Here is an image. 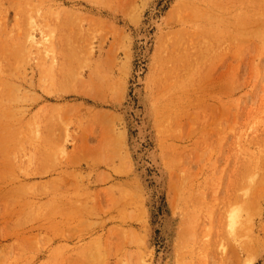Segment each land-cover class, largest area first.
<instances>
[{
    "label": "rangeland",
    "instance_id": "rangeland-1",
    "mask_svg": "<svg viewBox=\"0 0 264 264\" xmlns=\"http://www.w3.org/2000/svg\"><path fill=\"white\" fill-rule=\"evenodd\" d=\"M230 2L0 1V264H264V26Z\"/></svg>",
    "mask_w": 264,
    "mask_h": 264
},
{
    "label": "bare ground",
    "instance_id": "bare-ground-1",
    "mask_svg": "<svg viewBox=\"0 0 264 264\" xmlns=\"http://www.w3.org/2000/svg\"><path fill=\"white\" fill-rule=\"evenodd\" d=\"M1 1V0H0ZM231 18L227 23L232 24V21L235 20L240 25H238V30H235V33L241 38H244V34L250 31L251 33H257L264 26V4L260 3L259 5L251 3L248 0H231ZM239 13H234L233 10H239Z\"/></svg>",
    "mask_w": 264,
    "mask_h": 264
}]
</instances>
